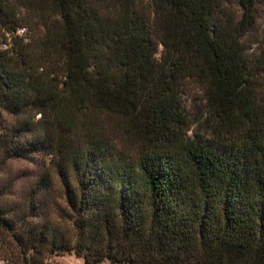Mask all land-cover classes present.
<instances>
[{"label": "trees", "instance_id": "obj_1", "mask_svg": "<svg viewBox=\"0 0 264 264\" xmlns=\"http://www.w3.org/2000/svg\"><path fill=\"white\" fill-rule=\"evenodd\" d=\"M261 6L0 0L7 264H264Z\"/></svg>", "mask_w": 264, "mask_h": 264}, {"label": "rangeland", "instance_id": "obj_2", "mask_svg": "<svg viewBox=\"0 0 264 264\" xmlns=\"http://www.w3.org/2000/svg\"><path fill=\"white\" fill-rule=\"evenodd\" d=\"M259 20H258V32L262 36L264 33V6L259 8ZM192 94L191 97H186L188 104L192 112L195 115H199L200 110L204 107L200 98H202V94L199 90H193L190 92ZM36 169V163L34 160H22V161H12L10 162L4 172L0 175V181L5 183L6 180L12 179L15 177V195L20 193L22 186L33 177ZM4 252L0 250V264H7V262L3 259ZM52 264H86L83 259L78 258L75 254L69 253L60 256H54L52 259ZM101 264H115L110 261H105Z\"/></svg>", "mask_w": 264, "mask_h": 264}, {"label": "built area", "instance_id": "obj_3", "mask_svg": "<svg viewBox=\"0 0 264 264\" xmlns=\"http://www.w3.org/2000/svg\"><path fill=\"white\" fill-rule=\"evenodd\" d=\"M25 33H26V29H21V30L19 31V34H20V35H23V36H24Z\"/></svg>", "mask_w": 264, "mask_h": 264}]
</instances>
